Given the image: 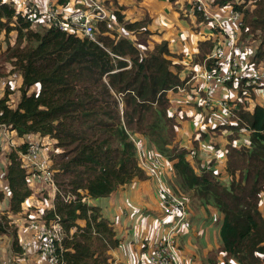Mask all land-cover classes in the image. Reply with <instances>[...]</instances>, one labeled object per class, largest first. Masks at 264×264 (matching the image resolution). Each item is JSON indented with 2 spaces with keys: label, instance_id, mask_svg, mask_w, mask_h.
<instances>
[{
  "label": "trees",
  "instance_id": "16d2710c",
  "mask_svg": "<svg viewBox=\"0 0 264 264\" xmlns=\"http://www.w3.org/2000/svg\"><path fill=\"white\" fill-rule=\"evenodd\" d=\"M251 2L256 8L244 9ZM215 3L243 13L241 38L261 37L254 59L264 62V0ZM116 17L124 22L119 11ZM31 25V20L17 13L12 0H0V34L5 32L7 40L5 50H0V82L10 72H18L22 78L17 107L12 103L15 90L6 83L0 98V122L11 125L20 136H50L60 149L53 160L58 187L55 209L47 218L58 216L68 234L64 240L67 264L114 261L111 251L121 243L115 227L101 207L83 202V198L106 197L135 179L148 177L139 163L136 136L173 162L182 195L194 189L198 198L222 214V244L217 253H210L209 264H219L222 253L224 264H264V107L256 105L251 113L239 103V123L223 126L232 130L223 169H209L197 157L198 174L188 160L190 150L177 142L178 122L170 112L168 93L184 87L186 80L180 76L182 67L168 58L167 42L144 54L128 36L112 33L105 21L97 25L96 41L55 27L36 31ZM144 26L145 22L124 25L146 40L148 30L138 34ZM12 32L17 34L13 45ZM200 47V57L210 68L206 53L213 50L214 43L202 42ZM36 84L39 91L30 92ZM244 132H249V139L238 146ZM27 149L28 142H24L7 153L10 206L1 210L6 194L0 189V235L8 233L9 216L21 213L33 194L20 155ZM224 175L231 177L229 186L223 182ZM67 193L76 194L77 200L67 202ZM14 233L13 248L19 252Z\"/></svg>",
  "mask_w": 264,
  "mask_h": 264
},
{
  "label": "crops",
  "instance_id": "0c3cea01",
  "mask_svg": "<svg viewBox=\"0 0 264 264\" xmlns=\"http://www.w3.org/2000/svg\"><path fill=\"white\" fill-rule=\"evenodd\" d=\"M35 1L40 5H43L44 2V0ZM59 1L62 12L72 11L83 5L79 0ZM97 1L111 8L115 16L116 12L119 11L124 17L123 23L118 22L117 17L115 20L107 23L112 33L118 36H128L137 43L144 54L153 50L157 44L167 42L171 53L168 58L173 61L174 65H180L182 67L180 76L181 79L186 80V84L183 87L185 88V92L177 90L168 93L171 101L170 112L176 117L178 122L177 142L180 146L186 147L188 150H195L196 157H189L188 160L194 165L196 173L199 174L201 172L200 167L196 163L197 157L201 160L202 165L215 170H222L225 162L227 137L232 131L223 126L230 127L233 126V124H230V119L227 116L221 115L219 110L211 112L205 110L201 106L200 96L205 95L203 83L201 79H192L195 73L201 71L205 66L206 60L202 61L200 57L201 43L211 41L215 44L217 40H220L217 29L213 28L211 23L199 20V16L192 10L193 0ZM208 2L213 13L221 15L222 18L229 15V13L226 12L227 6L222 7L216 4L215 1L210 2L209 0ZM134 22L146 23V26L142 27L138 34L148 30L150 32L149 38L146 40L139 39L136 32H130L124 27L126 23ZM14 33L15 32H12L10 34L11 45L16 41V38L13 37ZM0 36L3 37L5 41V32L0 34ZM6 44L7 42L5 41L3 50H5ZM210 53H206V58ZM9 79H11V77ZM3 80L4 78L2 81ZM7 83L11 84L12 88L15 90L14 95L18 94V98L15 100L16 104H13L14 107H17L21 95L19 87L22 83V78L19 82V87H16L17 90L11 81ZM39 89L40 85L38 90L33 89V91H39ZM31 90L30 92H33ZM1 92L4 93V91ZM176 92L179 94H176ZM259 93H261V91L256 92L255 96L263 103L264 100L260 97ZM218 94L220 96H226L231 102H236L238 106L239 103L243 106L244 95L242 91H238L233 86H228L220 90ZM15 101L12 100V102ZM254 104L255 103H250L249 112H251ZM203 133L207 136L203 137ZM222 137L224 138L222 139ZM214 139L216 140L214 141ZM248 139V132H244L242 137L237 140V144L244 143ZM196 142L199 144V148H196ZM14 146L17 147L16 145ZM6 160L7 163L4 167H0V171H7L9 161L8 158ZM46 160L47 158L45 156V163H47ZM163 166L166 178H164L165 184L170 189L180 193V185L178 181L176 182L177 176L174 171L173 162L165 158L163 160ZM3 175H0V188L6 194L5 205H8L10 192L8 189V182L3 178ZM223 182L228 186L231 182V177L229 175H224ZM32 190V197L27 200L23 206L24 210L30 215H37L46 209L49 204V199L52 200L55 194L46 184H42L39 188H32ZM119 191L120 193H118ZM113 193H117L118 197L115 196V200L103 201L104 206L107 207L116 202L120 205L119 213L121 212L123 214L124 219L126 218L123 211L124 202H128L129 204L132 203V207L135 211L139 210L138 207H135L136 204L145 206V209H147L145 211L149 213V215H137L134 224L128 222L124 225L128 228L130 236L127 239V243L121 242L118 248L111 251L114 260L112 264H137L140 261H148L152 253L153 245L158 238L166 232L169 224L168 218L164 217L162 214L164 207L161 187L158 189L156 183L148 176L145 179H135L132 183L122 186ZM199 200H201L200 208H192L187 200L190 209V218L186 223V228L180 239L181 249L183 250L186 264H209L208 258L210 253H217V250L222 244V214L213 204L204 203L200 198ZM91 204L101 207L103 214L113 221L112 217L109 215L110 213L106 214L102 206H100L99 200H91ZM151 207L154 209L153 212ZM261 210L264 215V199L261 203ZM114 222L116 233H118L117 229L121 233L123 230V222L120 219ZM4 239L12 240V237L9 234L0 237V244H2L0 245V254L2 252L4 255H7L10 252L11 241L5 244ZM218 260L219 264H224L223 253L218 255Z\"/></svg>",
  "mask_w": 264,
  "mask_h": 264
},
{
  "label": "built area",
  "instance_id": "2783aa9c",
  "mask_svg": "<svg viewBox=\"0 0 264 264\" xmlns=\"http://www.w3.org/2000/svg\"><path fill=\"white\" fill-rule=\"evenodd\" d=\"M12 1L17 13L31 20V28L36 31L55 27L81 38L96 41L98 23L102 21L110 23L116 19L112 9L100 4L97 0H79L83 5L68 12H62L59 0H44L43 5L35 0ZM192 10L195 14L203 16L202 21L211 23L212 27L217 29L220 39L214 44L213 50L207 57V60H211V67L208 68L205 62L204 68L192 77V79H201L203 83L205 95L200 96L201 106L211 112L221 111L230 119V124L237 125L240 120L236 112L239 108L238 104L231 102L226 96H220L218 92L228 86L242 91L244 95L242 108L249 111L250 103H255L251 109L253 113L256 105H264V101L261 103L255 96L256 92L261 91L259 95L262 99L264 98L262 93L264 91V62H253L252 58L256 54V50L253 49L240 55L239 46L242 42L241 35L244 25L242 12L234 11L232 8L229 15L222 18L221 15L212 12L208 0H193ZM108 34L114 36L111 33ZM3 84L1 81V91H4L6 87V84ZM178 90L185 92L183 87ZM8 130L12 131V126L0 122V131L6 133ZM133 140L138 147L140 165L148 176L160 184L164 207L162 214L169 220L166 232L153 245L149 260L140 261L137 264H186L180 239L190 218L188 201L184 195L170 189L165 184L163 160L166 157L150 149L145 139L136 136ZM243 145L244 143H238V146ZM43 146L44 143L40 137L32 138L28 141L27 151L20 154L21 161L29 173L30 187L33 182L31 176H33L41 185L47 184L56 197L58 192L55 182L56 170L52 162H44ZM195 155V150L190 149L189 157L192 158ZM6 172L0 171L1 176L4 174V179ZM55 197L52 200L49 199V204L42 213L30 215L23 206L21 213L9 216L11 226L16 222L15 218L27 215L16 230L21 250L16 252L13 248L15 239V233H13L9 254L4 255L1 252L4 256H0V259L4 264H67L65 252L68 249L65 247L64 240L68 234L58 216L52 219L47 218L48 212L55 209ZM77 198L78 196L74 193L65 195V200L69 203L76 201ZM5 199L1 203L3 211L10 206V198L8 205H5ZM91 200L93 199L83 198V202L90 205H92ZM74 231L72 229L70 234L72 235ZM9 233L10 231L7 234ZM7 234L0 235V237Z\"/></svg>",
  "mask_w": 264,
  "mask_h": 264
},
{
  "label": "rangeland",
  "instance_id": "374dc122",
  "mask_svg": "<svg viewBox=\"0 0 264 264\" xmlns=\"http://www.w3.org/2000/svg\"><path fill=\"white\" fill-rule=\"evenodd\" d=\"M211 1H218V0H210V2ZM234 2H239V0H234ZM246 8L247 9L248 8L255 9L256 8V5L254 4V2H251V3L246 4V6H245L244 9H246ZM226 10H227L226 11L227 13H230L231 10H232V8L231 7H229V8L226 7ZM13 37L16 38V34L15 33L13 34ZM5 41H7L6 38H5ZM5 41H4V38L0 36V50L1 51H4L3 48L5 47ZM260 41H261V37L260 36H258L256 38H254V36H250V37H248L245 40L242 39L241 45L239 46L240 55L242 53L247 52V51H251V49L256 50V52H257L258 45H259V42ZM252 60H253V62H256L255 59H254V57L252 58ZM10 77H11V79H9ZM8 81H11L13 83V85L15 86V88L16 87L18 88L19 87V82L21 81V78L19 76V73L18 72H10V73H8V75H6L4 77L3 82H4V84H6ZM9 85H10V88H12V85L11 84H9ZM17 88H16V90H17ZM38 88H39V84H36V85H34L31 88L32 89L31 91H33V89H37L38 90ZM14 93L12 94L13 95L12 96L13 101H15L18 98V94L17 95H14ZM262 93L264 95V91ZM2 94L3 93L0 90V98L2 97ZM176 94H179V93L176 92ZM12 103L13 104H16V101L15 102H12ZM220 114L223 115V116H225L221 111H220ZM219 132H221V131H219ZM34 137H40L42 139V142L44 143V146H43V148H44V154H45V156L47 158L46 161H47V163H48V161H49V163L52 162V164L54 165V162H53L54 157L59 153L60 149H57L55 147V140L53 138H51L50 136H42L39 133H30V134H27L25 136H20V135L17 134L16 131L8 130L6 133H4L3 131H0V143L3 145V154L0 156L1 157L0 167H4V165L7 163V160H6L7 159V153L12 148L15 147L14 145L18 146V145H20V144H22L24 142L30 141ZM223 138L224 137H222V139ZM210 139H212V138H210ZM215 140L216 139H214V141ZM164 178H165V175H164ZM31 180L33 181V182H31L32 183L31 185H32V188L33 189H35L36 187L39 188V186H42L41 183H39L35 179V177L31 176ZM151 180L154 181V183H156V187L159 189L160 188V184L157 183L153 178H151ZM177 181H178V179L176 178V182ZM178 184L180 185L179 182H178ZM47 187H48V185H47ZM118 193H120V191ZM116 194L117 193H112L109 196L102 197V198H98V199H93V200H96V201L99 200L100 206H102V208L106 212V214L110 213L109 215L113 219V221H111V220L110 221L113 223V225L115 223L114 221L117 220V219H120L123 222V224H122L123 225V230L120 233V231H118V229H117V232H118L117 233V236L121 240L122 243H124V242L127 243V239H128V237L130 235H129V232H128V228H126L124 225L126 223H128V222L131 223V224H134L136 222L135 219H136L137 215L143 216V215H149V213H147L145 211V210H147V209H145V206H141L139 204H136L135 207H138L139 210L138 211H135L133 209V207H132L133 206L132 203L129 204L128 202H124V204H123V211H124V214L126 215V218L124 219L123 218V214L121 212L119 213V211H120L119 206L120 205H118L116 202H114L113 204L108 205L107 207H105L104 206V203H103V201L115 200V196L118 197V194L117 195ZM184 196H186L185 198L189 201V205L192 208H200V206H201V204H200L201 202L200 201L201 200H199V198H197V196L195 195V190L194 189H192V190H185V195ZM151 210L153 212V210H154L153 207H151ZM26 216L27 215L24 214L20 218H18V217L15 218L17 222L16 223H12L11 226H10V228L8 229L10 231V233H9L10 236H12V234L14 233V231L16 232L17 227L21 224V222L24 220V218ZM79 223L81 225H84L85 224L84 221H79ZM136 229H137V227H136ZM10 241H12V240L4 239L5 244H8ZM0 245H2V244H0ZM0 256L3 257L4 255L1 254ZM0 264H4L3 263V260H1V259H0Z\"/></svg>",
  "mask_w": 264,
  "mask_h": 264
}]
</instances>
